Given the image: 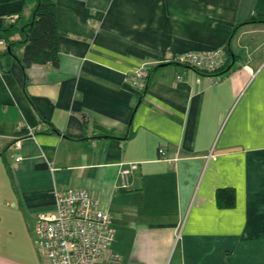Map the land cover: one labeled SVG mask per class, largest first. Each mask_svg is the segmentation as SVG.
Segmentation results:
<instances>
[{
  "label": "crops",
  "instance_id": "crops-1",
  "mask_svg": "<svg viewBox=\"0 0 264 264\" xmlns=\"http://www.w3.org/2000/svg\"><path fill=\"white\" fill-rule=\"evenodd\" d=\"M53 2L59 66L0 61V264H50L33 230L68 189L111 216L100 264H264V0ZM34 8L0 0V30ZM217 48L220 81L175 61Z\"/></svg>",
  "mask_w": 264,
  "mask_h": 264
},
{
  "label": "built area",
  "instance_id": "built-area-1",
  "mask_svg": "<svg viewBox=\"0 0 264 264\" xmlns=\"http://www.w3.org/2000/svg\"><path fill=\"white\" fill-rule=\"evenodd\" d=\"M0 44L5 46V41L0 40ZM228 59L225 48H217L188 51L175 61L220 81L225 75L220 73ZM150 72V66L144 63L132 70L127 79L135 89L144 91ZM160 153L166 154L163 149ZM130 167L135 169L137 166L130 164ZM129 175L128 170L121 173L124 184ZM54 195L55 211L39 215L33 230L36 246L50 264H100L104 260H122L120 254L110 249L115 238L110 214L102 210L87 191L56 190Z\"/></svg>",
  "mask_w": 264,
  "mask_h": 264
},
{
  "label": "trees",
  "instance_id": "trees-1",
  "mask_svg": "<svg viewBox=\"0 0 264 264\" xmlns=\"http://www.w3.org/2000/svg\"><path fill=\"white\" fill-rule=\"evenodd\" d=\"M35 3L33 15L30 20L15 21L13 24L0 30V40L5 41L6 49L0 53V61L3 57L16 58L17 46L24 47L22 66L28 69L33 65H52L58 67L60 63V36L57 25L56 4L53 0H29ZM19 36V40L15 39ZM226 52L228 50L225 48ZM229 54V53H228ZM229 56V55H228ZM230 59L221 71V74L230 70ZM2 69L7 66L1 65ZM217 197L221 204L233 206L235 204V191L232 188H220Z\"/></svg>",
  "mask_w": 264,
  "mask_h": 264
}]
</instances>
